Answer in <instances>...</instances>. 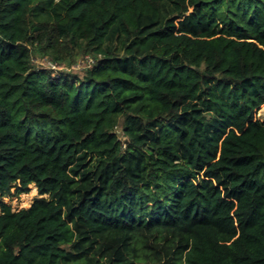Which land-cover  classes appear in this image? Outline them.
Listing matches in <instances>:
<instances>
[{
  "label": "trees",
  "instance_id": "obj_1",
  "mask_svg": "<svg viewBox=\"0 0 264 264\" xmlns=\"http://www.w3.org/2000/svg\"><path fill=\"white\" fill-rule=\"evenodd\" d=\"M263 106L264 0H0V264H264Z\"/></svg>",
  "mask_w": 264,
  "mask_h": 264
},
{
  "label": "rangeland",
  "instance_id": "obj_2",
  "mask_svg": "<svg viewBox=\"0 0 264 264\" xmlns=\"http://www.w3.org/2000/svg\"><path fill=\"white\" fill-rule=\"evenodd\" d=\"M91 58L89 56H85L84 58H77L74 60L73 64L70 66V68H61V70H72L75 73H78L80 76L83 74V72L86 70V68L89 67V64L91 63L90 60ZM37 66L45 67L46 63H38ZM56 70V69H55ZM59 71V69H58ZM57 72V70H56ZM258 118L264 123V106L261 108V110L258 112ZM119 131V130H118ZM35 188L34 185H30V190L31 188ZM29 190V192H30ZM36 191V188H35ZM28 192V193H29ZM28 193H25V195H28ZM38 197L37 191L35 196L26 198L24 194H19V195H14L11 197H0V203L3 202L4 204L8 205L11 207L12 211H19L21 209H26L28 208L33 200ZM45 198H48V196H44Z\"/></svg>",
  "mask_w": 264,
  "mask_h": 264
},
{
  "label": "bare ground",
  "instance_id": "obj_3",
  "mask_svg": "<svg viewBox=\"0 0 264 264\" xmlns=\"http://www.w3.org/2000/svg\"><path fill=\"white\" fill-rule=\"evenodd\" d=\"M35 194H36L35 188L32 187L31 190H30V192L28 193V195H25L24 194V196L26 198H29V197L35 196Z\"/></svg>",
  "mask_w": 264,
  "mask_h": 264
},
{
  "label": "built area",
  "instance_id": "obj_4",
  "mask_svg": "<svg viewBox=\"0 0 264 264\" xmlns=\"http://www.w3.org/2000/svg\"><path fill=\"white\" fill-rule=\"evenodd\" d=\"M46 66H48L50 69H52V70H55L56 69V67H55V65L54 64H52V63H46Z\"/></svg>",
  "mask_w": 264,
  "mask_h": 264
}]
</instances>
